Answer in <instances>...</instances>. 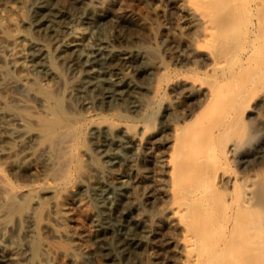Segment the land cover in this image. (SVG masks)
Here are the masks:
<instances>
[{
    "label": "bare ground",
    "instance_id": "1",
    "mask_svg": "<svg viewBox=\"0 0 264 264\" xmlns=\"http://www.w3.org/2000/svg\"><path fill=\"white\" fill-rule=\"evenodd\" d=\"M60 1L62 7L57 13L67 19L71 18L73 8L79 9L93 25H101L105 19L114 22L122 19L119 14L97 9L90 0ZM179 2L181 10H185V0ZM248 2L207 3L211 7L217 4L220 9L223 4L228 7L230 4L229 9L233 10L229 18V12H225L227 19L222 22L219 17L223 13L217 6L207 8V43L215 46L210 52L212 61L207 73L216 78L215 88L207 89V106L221 100H226L229 106L211 130L210 151L207 153L204 147L193 155L195 177L193 172L190 175L182 169L181 172L190 175L185 181L180 172L177 189L180 194L177 192L179 198L172 210L182 227L188 228L186 246L202 248L189 254L190 264H264V10L255 4L258 10L253 12L247 9L249 4L245 5ZM30 3L31 0H0V47L11 49L8 54L0 53V59L11 69H4L5 65L0 69L4 74L0 85V163L16 176L30 179L15 185L0 169V249L5 261L61 264L60 260L65 259L69 264H85L94 249L87 240L93 239L92 233L103 230L106 223L98 211L101 215L96 212L88 217L92 232L76 225L74 213L79 205L73 197L79 191L88 192L93 198L98 192L99 196L104 195L102 200L98 197L103 202L101 207L116 213L121 220H128L120 236L140 250L144 227L129 216L135 163L121 154L125 148L137 151L138 131L129 124L114 126L104 121L79 128L67 120L75 110L72 96H87L89 86L99 90L100 82L105 86L103 101L124 102L126 94L136 87L133 75L123 70V66L140 65L151 75L146 66L149 56L142 48L114 47L107 28H103L102 38L95 44L90 43L87 28L60 36L56 25L46 24L48 11L42 4L34 18L36 24L31 21L40 32L36 31L37 36L53 38L51 48L44 38H35V32L30 33L29 14L25 12ZM193 14L205 16L199 10ZM25 25L29 30L22 29ZM80 61L88 65V72L73 80L66 79L62 67L70 68ZM95 62L106 63L114 76L109 75L111 71L99 73L91 66ZM38 71L43 73L42 77H37ZM89 76L102 78L86 82L84 79H90ZM223 84H231L234 91L219 90L218 86ZM20 89L38 100L39 115L25 112L31 103L19 93ZM31 120L37 121V126L31 125ZM216 136L222 137L218 146L213 142ZM90 145L100 148L103 161ZM219 151L236 164V175L207 165ZM117 163L124 168L116 173L112 169ZM218 182L220 189L215 187ZM11 224L17 225V236L10 233ZM112 231L97 240L113 254ZM47 234L60 240H50Z\"/></svg>",
    "mask_w": 264,
    "mask_h": 264
},
{
    "label": "rangeland",
    "instance_id": "2",
    "mask_svg": "<svg viewBox=\"0 0 264 264\" xmlns=\"http://www.w3.org/2000/svg\"><path fill=\"white\" fill-rule=\"evenodd\" d=\"M90 1L97 9H103L116 15L119 14L122 19L119 22L105 19L101 25H93L77 8H73L70 19L57 13L62 7L60 0H31L32 5L30 3V6L25 8V12L27 11L26 13L29 14L30 24L28 25L30 27L25 25L26 28H22L23 30L30 29L31 35L35 32L33 35L35 38L40 36H37L40 32L37 31V26L34 24H36V15L39 13L38 8L43 4L46 8V13L48 11L46 24L57 26V29L62 33L59 34L60 36H63V34L66 36L72 31L87 28L90 34V36L88 34V39L90 43L92 42L91 44L93 42L95 44L102 38L101 34L107 28V36H109L111 45L127 49L142 48L149 56L146 66L151 75L144 72V67L140 65L123 66L125 68H122L123 70L129 71L133 75L136 87L135 91H130L126 94L124 102L120 103L119 101L114 104L107 103V100L103 101L101 98L105 96L103 95L105 94L103 92L105 91V86L103 87L104 84L101 82L100 91L98 88L93 87L94 89H92V86H89L87 96L75 94L72 96L74 101L71 99L75 110L68 115L67 122L73 127L80 128L83 124L104 121L109 124L112 123L114 126L120 123L129 124L139 133L137 151L134 153L133 150L125 148L122 149L121 154L126 160L134 159L135 163V168L132 172L134 185L130 194L132 207L129 210V216L139 220V224L144 227L143 237L138 247L140 250H136L129 242V239H124L120 236L128 224V220H121L116 213H110L108 209L101 207L103 202L101 201V203L99 198L101 196L104 198V195L99 196L98 192L97 197L96 195L94 196L95 199L88 196L90 195L88 192L87 194L84 193L85 191H79L73 197L80 209V211L77 209L74 213L76 225L87 230V232H92L88 217L91 214L100 212L102 214L99 213L101 217H105V225L107 226L103 225L101 228L103 230L93 232L92 234L94 235L95 233V237L93 236V239L91 237L89 238L91 240H87L92 249H94L90 259L88 257V261L86 259L85 264L88 262V264H190L188 260L189 254L195 253L201 247L196 246V248L190 249L186 246L188 228L184 229L182 227L181 221L173 213L172 205L179 198L180 190L177 189L180 186V174H183L182 177L183 179L185 178V181L189 172L190 175L192 172V175H195V169L193 171L192 167V164L194 165L193 155L198 154V151L203 150L204 147H207V153L210 151L209 136L211 130L220 121L223 111H226L229 106L226 100H221L216 105L207 106V89L215 88L216 84V78H214L212 73H207V66L212 61L210 52L215 47L214 43H207V8L213 9L215 6L219 8L220 6L217 5L219 2L231 3V0H185V10H181L179 0ZM247 1H249L245 3L247 6L249 4L248 7L246 6L247 9L250 8L249 10L253 9V12H257V6L260 4L261 9L264 10V0ZM208 2H216L217 4L211 7L207 4ZM255 4L258 5L255 6ZM224 6L223 4L221 9L219 8V10L223 11H219L220 14L223 13V17H219L222 22L227 19V16L228 18L229 15L230 17L233 16L231 12L233 10L229 9L231 5L229 4V7L228 5ZM246 7L244 8L246 9ZM195 10H199V13L204 12L205 16L201 14L196 16L193 14ZM227 11L229 13L226 16L225 12ZM55 13L57 14L55 15ZM31 20L34 21V24H32ZM48 36L46 38L41 35L39 39L42 40L44 38L43 41L53 48L54 40H52L51 36ZM10 50L8 46L0 47V53L4 55L10 53ZM33 50L31 49V54L34 53ZM105 64L95 62L91 66L95 67L94 69L98 72L100 71L99 73L108 74L111 69L110 66L108 67ZM4 65L0 59V69ZM5 66L4 69H7V67L10 69L9 66H6V68ZM62 69L64 70V77L66 76V79L73 80L82 73H87L88 65L80 61L75 66L70 68L62 67ZM35 74L37 77H42L43 75L40 71ZM111 74L114 76L112 71L109 75L111 76ZM96 77L98 76H89L88 78L90 79L86 77L84 80L86 82L89 80L93 82L101 81L100 78L102 77L99 76L100 80L96 79ZM3 80L4 74L0 73V85ZM218 88L219 90L228 91L226 93L234 91V87L231 84H223L218 86ZM19 93L29 98L31 103V106L24 109L25 112L39 115L38 100L34 98L33 94L23 89H20ZM30 124L37 126L38 122L31 120ZM221 140L222 137L216 136L215 141H213L217 144L215 146H218ZM87 143L91 144L88 140ZM90 147L99 156L100 161H103L100 148L96 147V145H90ZM221 153L220 151L217 152L216 159L213 161L209 159L207 165L211 169L219 168V170L236 175L238 173L236 164ZM123 168L122 163H117L113 165L112 170L117 173L121 172ZM0 169L15 185L30 181L26 177L16 176L1 163ZM181 170L188 172V174L185 173V175ZM219 184V182L215 184L218 189H220L221 185ZM72 185L70 184L69 187H72ZM100 199L102 200V197ZM98 206L100 209H98ZM183 219H185L186 223L190 222L188 218ZM16 227V224H11V229L9 228L10 233H14L15 236H17ZM107 231H112L113 234L118 235L115 236L114 234L113 243L115 245H113L115 248L113 249V254L104 247V244H98L97 239H100ZM45 236L50 240L55 238L58 241L60 240L52 235L47 234ZM19 238L22 239V236ZM23 242H25V239ZM204 247H206L204 250L207 251V243ZM66 262L65 259L60 260L61 264H69ZM0 264H8L1 249Z\"/></svg>",
    "mask_w": 264,
    "mask_h": 264
}]
</instances>
